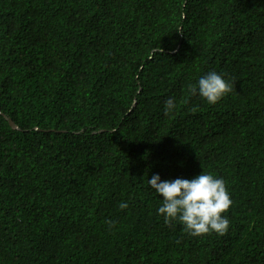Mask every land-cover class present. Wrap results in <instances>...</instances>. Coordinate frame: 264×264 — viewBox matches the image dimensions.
Returning a JSON list of instances; mask_svg holds the SVG:
<instances>
[{"label":"trees","instance_id":"trees-1","mask_svg":"<svg viewBox=\"0 0 264 264\" xmlns=\"http://www.w3.org/2000/svg\"><path fill=\"white\" fill-rule=\"evenodd\" d=\"M202 171L223 235L156 211ZM0 264H264V0H0Z\"/></svg>","mask_w":264,"mask_h":264},{"label":"clouds","instance_id":"clouds-1","mask_svg":"<svg viewBox=\"0 0 264 264\" xmlns=\"http://www.w3.org/2000/svg\"><path fill=\"white\" fill-rule=\"evenodd\" d=\"M190 90L207 103L215 104L231 91V86L223 74L213 70L201 75ZM175 106L174 99L168 98L165 113L173 111ZM148 185L161 198L156 211L164 217L165 223L177 221L192 236L213 231L223 235L228 231L229 220L225 213L232 200L223 178L205 171L191 179H162L159 174H153L148 178ZM120 206L127 207V204Z\"/></svg>","mask_w":264,"mask_h":264},{"label":"water","instance_id":"water-1","mask_svg":"<svg viewBox=\"0 0 264 264\" xmlns=\"http://www.w3.org/2000/svg\"><path fill=\"white\" fill-rule=\"evenodd\" d=\"M9 121L14 128H18V125L12 119L9 118Z\"/></svg>","mask_w":264,"mask_h":264},{"label":"bare ground","instance_id":"bare-ground-1","mask_svg":"<svg viewBox=\"0 0 264 264\" xmlns=\"http://www.w3.org/2000/svg\"><path fill=\"white\" fill-rule=\"evenodd\" d=\"M4 49V48H3Z\"/></svg>","mask_w":264,"mask_h":264}]
</instances>
